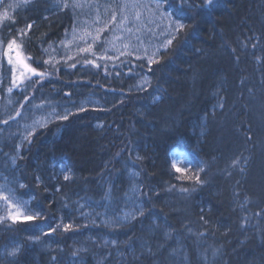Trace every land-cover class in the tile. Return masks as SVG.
Wrapping results in <instances>:
<instances>
[{
	"label": "trees",
	"instance_id": "16d2710c",
	"mask_svg": "<svg viewBox=\"0 0 264 264\" xmlns=\"http://www.w3.org/2000/svg\"><path fill=\"white\" fill-rule=\"evenodd\" d=\"M163 1L185 27L151 67L131 59L116 64L94 60L98 68L85 63L93 60L88 58L56 67L45 65L41 47L59 39L58 33L61 35L69 23L67 14L45 18L31 10L19 17L21 23L35 24L29 38L19 39L14 31L8 34L7 42L16 39L22 44L24 55L31 57L27 63L44 77L32 76L25 81L24 91L13 88L9 93L13 77L5 58L6 77L0 90L5 113L18 108L74 107L90 95L100 99L102 106L77 110L67 119L53 121L25 142L17 163L21 192L33 198V207L41 217L2 230L0 249L19 241L24 243V253L15 262L0 264H73L70 258L76 253L74 243L81 237V225L67 231L52 229L72 211L71 197L101 203L104 193L97 187L98 179L104 177L100 175L119 177L126 163L140 173L143 201L150 204L151 214L157 215L152 205L159 185L164 183H168L167 188H189L199 195L202 206H197V195L172 194L168 200L178 202L177 211L165 209L169 204L166 207L163 202L160 208L165 212L163 219L172 220L173 232L180 234V228L184 229L179 241L173 237L161 244L153 260L146 255L137 259L126 256L105 261L107 264H264V162L258 161L264 158V119L250 114L253 100L264 109V0H214L211 6L205 0ZM145 72L150 74V86L131 89ZM217 79L222 89H217ZM219 89L222 110L213 102ZM204 117L207 129L199 132L198 122ZM175 149L186 153L183 172L173 167ZM57 156L62 157L54 160ZM235 173L244 179L228 196V178ZM192 174L199 175L200 182L186 178ZM215 180L221 181L217 197ZM115 193L120 197L124 192L115 187ZM161 197L167 199L166 192ZM235 201H242L238 219L249 222L232 232H241L242 238H237L236 247L227 249L215 245L205 225L216 214L224 220L226 207ZM184 205L195 211L189 227L182 225L191 219L180 222ZM224 207L226 212H220ZM200 213L203 225L194 216ZM148 215L146 221L150 220ZM139 222L135 219L114 233L127 242L130 231L140 230ZM87 230L96 231L89 227L83 232ZM34 237L39 241H27ZM133 242L128 240L125 248ZM214 250L219 251L216 256H212ZM48 256L49 262L40 261ZM83 256L84 264H96L90 255Z\"/></svg>",
	"mask_w": 264,
	"mask_h": 264
},
{
	"label": "rangeland",
	"instance_id": "374dc122",
	"mask_svg": "<svg viewBox=\"0 0 264 264\" xmlns=\"http://www.w3.org/2000/svg\"><path fill=\"white\" fill-rule=\"evenodd\" d=\"M124 2H128V0H3L0 5V14L6 13L9 18L0 23V42L6 47L4 30L8 25L15 23L19 14L23 15L31 10H36L40 17L47 18L52 15L67 14L69 18L68 28L61 37L42 45L45 60L49 65L57 66L61 63H70L78 57L110 64L123 63V61L129 59L149 63V58H152L156 61L170 47L181 30H177L174 24L169 26L170 21L167 17L171 16V21L183 23L174 17L171 12L165 10L163 2L139 0L141 4H148L153 11H155L157 3L161 5V8L155 16L150 15L149 10L143 7L129 10L138 11L140 19L136 20L129 16L128 22L121 26L119 23L120 9L117 6ZM63 3H67L69 6L61 7L60 5ZM73 4H80L81 7L74 8L72 7ZM10 5L20 6L9 7ZM113 10L117 14L116 24H111L107 29L100 32L99 39L93 42V37L97 35V29L103 26L102 22L113 14ZM160 14H164V19H160ZM21 29L24 32L23 34L20 33V36L29 37V31L32 27L29 29L24 26ZM89 46H91L90 52L80 51L81 48H88ZM0 51H2V48H0ZM92 52H95L96 55L93 56ZM121 52L125 54L120 55ZM104 55L112 57V59H102L101 57ZM4 65L5 58L0 56V84L4 76ZM218 82V79L214 81L217 89L220 87ZM148 83L149 81L146 78H140L131 89L142 90ZM221 89L217 92L220 100L222 99ZM157 100L159 98L155 99V101ZM213 102L218 101L216 99V102ZM99 104L101 105L95 97L87 96L74 107L18 108L5 113L1 111L2 100L0 97V191L4 195L14 194L16 199L27 202V206L36 211L33 209L31 199L19 195L21 180L17 178L16 166L25 142L38 128L44 127L58 118H63L66 114L69 116L77 110L91 106L95 107ZM205 119L206 117L198 122L199 132H205L207 129ZM5 120H7V123H4ZM172 154L176 167L185 169L187 165L186 153L180 149H175ZM138 178L139 175H136L135 179H132L130 190L126 193L123 201L117 200L115 188H113L102 205L98 206L84 200H76L71 204L72 211L68 213V217L65 218L64 215L61 217L58 223L59 227L55 229L56 231H63V226L67 224L72 226L81 225V237L74 243L76 253L70 258L73 264H84L83 254H89L96 264H103L104 261L109 260L119 261L126 256L137 259L142 250L145 251L146 256L151 257L152 260L155 259L161 243L159 246L154 244L151 247L145 242L140 245L133 242V245L131 243L128 245L129 247L125 248L127 246L126 240L119 241L110 235L100 234V232L94 230L83 232L84 229L92 227L91 224L120 227L136 219L145 207L142 199V186ZM200 214L202 216V213ZM4 215L3 201L0 200V216ZM9 223L11 222L6 219L0 222V233L2 227ZM207 226L208 224L205 225V227ZM171 239L167 238L166 240L168 242ZM19 246L21 247L18 242L11 243L4 250V255L13 256L11 255L13 249H20ZM172 247H169V249ZM216 255L213 253L212 256Z\"/></svg>",
	"mask_w": 264,
	"mask_h": 264
},
{
	"label": "bare ground",
	"instance_id": "6f19581e",
	"mask_svg": "<svg viewBox=\"0 0 264 264\" xmlns=\"http://www.w3.org/2000/svg\"><path fill=\"white\" fill-rule=\"evenodd\" d=\"M25 15H27V14H23V15L20 14L21 18L23 16H25ZM52 16H58V15H52ZM19 17L15 20V23H12V24L7 26L8 30L20 29V28L30 24V23H26L25 21H24V23H21V21H20L21 18H19ZM34 26H35V24H33V28H34ZM67 28H68V24H66L65 27L63 28V30L61 32V35L66 31ZM58 35L61 37L60 33H58ZM80 58L81 57H78L75 60H79ZM43 59H44V64L45 65L51 66L48 63H45V61H46L45 60L46 59L45 55H44ZM75 60H73L72 62H74ZM5 106L6 105L3 102V100H2V110L1 111L5 112ZM235 106L238 107L239 105H235ZM61 107L66 108V106H64V105L61 106ZM49 108H53V107H49ZM254 113H256V115L258 116L259 119H264L263 104L257 103L256 100H253V105L251 106V111H250V114L254 115ZM201 120H203V118ZM193 126H195V127L197 126L196 122L193 123ZM60 157H62V156H57V157H55L54 160H56L57 158H60ZM228 159L233 161L232 158L228 157ZM258 161L259 162H264V158H260ZM248 170L250 172V175L252 174V177H253L255 175V173L253 172L252 167L249 166ZM122 172H123V174H121L120 176H122L123 179H121L120 176L119 177H111L108 174H101L100 175V176L104 177V179L103 178H99L98 179L99 186L97 187V189L100 190V194L104 193V196L102 197V202L101 203H98V204L97 203L96 204L91 203V202H89L90 200H88L87 198H86V200L83 199V198H75L74 199V196L71 197V198H73L72 201L84 200V201H86L88 203H91L93 205L100 206L107 199L110 190H112L115 187H117L118 189L122 190V192H124L122 195H120V197H117V195L115 193V197L117 198V200L123 201V199L126 197V193L130 190V186H131L130 183L135 179L136 175H139L138 179L140 180L141 186H142V183H141V177H140L139 171H137L136 168H134L130 164L126 163L122 167ZM243 177H244V175L237 174V173H235V175L232 174V175L229 176L228 181L230 182L231 186L228 187V190H229L228 196H231V191L232 190L235 192V189L237 188L239 182L242 179H244ZM17 178L20 179L18 173H17ZM213 182H214L213 183V185H214L213 189H214V192H215L214 195L216 197L220 196L219 190H220V186H221V183H220L221 181L215 180ZM21 185H23V184L20 182L19 195L22 196L23 198L33 200L32 197L26 196L25 194H23L21 192V189H22ZM118 185H119V187H118ZM167 185H168V183H167ZM167 185H166V183H164L162 185H159V188L157 189L154 205H152V208L154 210V211L153 210L152 211L155 212L157 215H153V214L150 213V204L145 205L144 211L136 218L137 220L140 219V222H139L140 230H138L136 233H133V231H130V233H129V238L130 239L126 238L127 242H128V240H130V241L132 240V241H134V243H136V244L138 243L139 245L142 242H145V243H148L149 245H151V247H152L154 244H159V243L163 244V243H165L167 241L166 240L167 238L176 237L177 240L179 241V239L181 237L180 234L185 232L184 229L180 228V234H178L177 232H173V226L174 225L170 224L172 222V220L171 221H166L165 219H163V217H164L163 213H165V212H164V210H162L160 208V205H161L162 202H163V205H165L166 207L169 204V208H165V209H167V210L171 209V210L176 212L177 209H178V206L176 204H178V202L175 201L173 203L172 200H168L170 197H173L172 194L177 193L175 195V197H176L178 195H181V193L182 194H186V195L188 193L189 194H193V193L191 192V190H189V191L186 190V192H182L181 190L183 188H180V187H178L176 185H169L168 188H167ZM89 189L94 191V189H92V188H89ZM224 190L225 189L223 188V193H226V191H224ZM163 191L166 192L167 199H163L161 197V194H162ZM193 195H197L198 196L196 198V202H197V206L201 208V206H202L201 205V198L199 197L198 194H193ZM84 196L89 198L90 195H85L84 194ZM142 196H143V193H142ZM182 201H183V204H186L185 200L183 198H182ZM241 203H242V201L233 202L230 206L226 207L227 212L224 211L225 207L222 208V211H220V212H222V213L226 212L227 213V215H226L227 217L225 216V219L223 220L222 216H220L221 218L219 217L220 218L219 219L217 217L218 214H216L214 216V219L210 221V224H209L210 226L208 225L206 227L208 233L210 235L214 236L213 241L215 242V245L224 246V248H227V249H229L232 246H234V247L237 246V242L239 241V239H237V238H240L241 232H235V233H232V232L234 230H240L244 226V224L246 222L247 223L249 222V220L247 218L240 217L238 219V217H239L238 214H240V216L242 214ZM59 207L62 209L61 205H59ZM33 209L36 210L34 207H33ZM194 212L195 211H193V208L191 206L184 205V215L181 218L180 222H182L184 219H191V220H187L188 222H185L184 225H182L183 227H189L190 225H188V224L190 222H193V217L192 216H193ZM147 213H149V215H148L149 219H150L149 221L145 220V217H146ZM182 213H183V211H182ZM194 216L197 218L196 220H198L199 225H201V224L203 225V221L201 220L202 219L201 215L195 214ZM143 220H145V221H143ZM154 221L156 223H154ZM221 221H226V222L224 223V225H222L220 223ZM132 222H130V223H132ZM9 224H12V223H9ZM129 224H127V225L129 226ZM180 224H178V226ZM91 225H93L92 226L93 229H96V232H100V234H104V235H107V236L110 235V236H112L113 238H116L119 241H124V240H122V238H118V235H115L116 233H114V232L119 233L121 230L126 229L125 227H127V225H123V226H120V227H108V226H105L104 224H91ZM241 238H242V236H241ZM210 240L211 239H209L207 242H209ZM27 241L30 242V243H36V242L39 241V238L34 237L33 239H28ZM16 242H18L21 245V247L19 246L20 249H19L18 253L16 255H14V256H6V255H4V252H5L4 250L6 248L0 249V263L1 262H6V263L15 262V261L20 259L21 255L24 253V249H23V244L24 243L23 242H19V241H16ZM218 252H219L218 250L213 251V253H215V254H218ZM53 255H54V253L52 254V258H53ZM144 255H146V253H145V251L142 250L140 256H138V257H143ZM32 260H33V258L30 257L29 261H32ZM49 260H50V256L45 257V258L41 259L40 261L43 262V263H47V262H49ZM105 263L107 264L108 262H105Z\"/></svg>",
	"mask_w": 264,
	"mask_h": 264
},
{
	"label": "snow or ice",
	"instance_id": "6c2138e0",
	"mask_svg": "<svg viewBox=\"0 0 264 264\" xmlns=\"http://www.w3.org/2000/svg\"><path fill=\"white\" fill-rule=\"evenodd\" d=\"M214 0H205L206 5L211 6L213 4ZM20 5H10L9 7H19ZM61 7H68L69 5L67 3H63L60 5ZM72 7H81L80 4H73ZM120 9V25H124L128 22L129 16H132L134 19L139 20L140 19V13L138 11H129V10H135L138 8H145L148 9L150 12V15L155 16L159 9L161 8V5L157 3L155 5V11L152 10V8L148 4H141L139 0H128V2H124L121 5H118ZM9 17L6 13L0 14V23H3L6 19ZM170 21V25H175L177 30L183 29L185 26L181 23L171 21V16L167 17ZM160 19H164V14H160ZM117 22V14L115 10H113V14L109 16V18L102 22V27L97 29V35L93 37V42L97 41L99 39L100 32L104 31L109 27L111 24H116ZM32 25H27V28H31ZM21 34H23L24 30L19 29L18 30ZM171 43V41H169ZM127 47V45H125ZM0 48H2V51H0V56H3L7 60V64L11 68L12 73V86L7 89L9 93L13 91V88H16L20 91H24V89L27 87V84H25L26 80H30L32 76H39L41 79L44 77V73L37 72V69L32 67L29 63H27V60L31 59V57H26L23 53V46L22 44H18L16 39H12L8 41L6 47L3 46V43L0 42ZM81 52L85 51H91V46L88 48H81ZM125 53L121 52L120 55H124ZM92 55L95 56L96 53L92 52ZM102 59L108 60L112 59V57H108L106 55L101 57ZM148 62L155 63L156 61L152 58H149ZM45 63H48L45 61ZM85 63H92L96 67H100L99 64H95L94 60H87ZM72 67H75V64L72 65ZM105 71H107V66L105 65ZM63 119H67V114L63 116ZM4 123H7V120L4 121ZM30 142V141H29ZM234 163H239V161H234ZM173 167L176 168L177 172H183L184 169H181L179 167H176L175 164H173ZM202 170V169H201ZM66 180L68 179V176L66 175L64 177ZM187 179H195L197 182H200L199 175L192 174L188 175L186 177ZM23 187V185H21ZM11 191V190H9ZM186 191V190H185ZM0 200L3 201V211L5 213L4 216H0V222H3L5 219L10 221L11 223H26L33 221L37 218L41 217L40 212L33 211L27 206V202L21 201L15 198L14 194L10 195H4L2 191H0ZM59 227V225L57 226ZM64 230L67 231L68 229L72 228L71 224L64 225ZM52 231H55V229H52ZM19 249H13L11 255H16L18 253Z\"/></svg>",
	"mask_w": 264,
	"mask_h": 264
}]
</instances>
